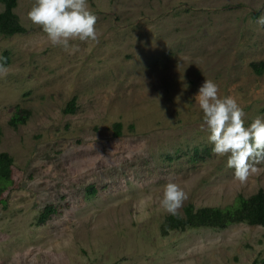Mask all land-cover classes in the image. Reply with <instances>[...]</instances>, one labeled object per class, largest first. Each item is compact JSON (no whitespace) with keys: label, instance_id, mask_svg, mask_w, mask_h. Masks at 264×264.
<instances>
[{"label":"rangeland","instance_id":"obj_1","mask_svg":"<svg viewBox=\"0 0 264 264\" xmlns=\"http://www.w3.org/2000/svg\"><path fill=\"white\" fill-rule=\"evenodd\" d=\"M33 3L13 7L24 32L0 31V152L12 156L0 181V264L264 257L260 224L160 227L168 182L187 194L180 214L187 203L223 206L264 188V163L241 182L227 155L213 153L195 99L210 79L237 100L245 126L264 118V0H88L97 40L70 41L74 54L28 19Z\"/></svg>","mask_w":264,"mask_h":264},{"label":"clouds","instance_id":"obj_2","mask_svg":"<svg viewBox=\"0 0 264 264\" xmlns=\"http://www.w3.org/2000/svg\"><path fill=\"white\" fill-rule=\"evenodd\" d=\"M28 19L42 28L53 46H61L69 54L79 51L70 41L97 40L96 15L89 9L88 0H34L27 13ZM264 25V14L256 21ZM0 74L7 75V68L0 64ZM218 85L205 79L195 99L203 112V123L218 156L227 155V166L233 168L234 178L245 182L264 163V118L257 116L250 126H245V112L231 96H219ZM186 192L175 182L163 185L161 208L177 215Z\"/></svg>","mask_w":264,"mask_h":264},{"label":"trees","instance_id":"obj_3","mask_svg":"<svg viewBox=\"0 0 264 264\" xmlns=\"http://www.w3.org/2000/svg\"><path fill=\"white\" fill-rule=\"evenodd\" d=\"M4 8L0 10V31L7 34L16 32H24L25 27L19 22L18 15L14 12L13 7L16 0H0ZM263 63V62H262ZM258 67V66H257ZM74 109V100H70L65 111ZM27 111L23 110L20 113H15L10 122L16 125L19 122H24L27 117ZM121 123L115 121L113 123L114 134L120 133ZM12 156L6 152H0V181L8 182L11 176ZM5 186L0 183V197ZM50 206L43 210L39 219L45 221ZM246 221L251 224H260L264 227V188L260 187L255 192L249 195L238 193L234 200L223 206L219 205H204L194 207L192 203H187L183 207V214L178 213L172 215L166 214L161 222L162 233H167L172 228H184L186 226H201L208 225L212 227H225L230 223ZM250 264H264V257L261 259H253Z\"/></svg>","mask_w":264,"mask_h":264}]
</instances>
